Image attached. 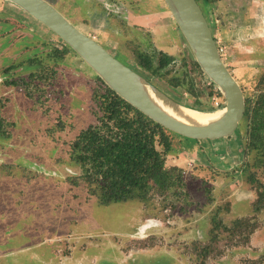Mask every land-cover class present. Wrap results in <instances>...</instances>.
<instances>
[{"label": "rangeland", "instance_id": "rangeland-1", "mask_svg": "<svg viewBox=\"0 0 264 264\" xmlns=\"http://www.w3.org/2000/svg\"><path fill=\"white\" fill-rule=\"evenodd\" d=\"M46 1L140 72L138 51L172 56L192 91L143 73L176 102L224 107L173 18L162 25L163 0ZM204 7L224 62L253 105L264 96V0H213ZM62 50L54 33L0 0V97L8 99L0 115L10 130L0 136V264H175L176 257L184 264H264V207L255 218L261 205L255 193L252 204L238 198L251 192L244 174L255 177L259 198L264 191V154L249 146L251 120L244 118L230 139L173 138L175 152L165 165L186 170L180 195L154 192L147 201L101 205L69 147L96 122L95 74ZM12 81L20 86L5 83ZM234 212L247 223L236 224L241 218Z\"/></svg>", "mask_w": 264, "mask_h": 264}, {"label": "trees", "instance_id": "trees-1", "mask_svg": "<svg viewBox=\"0 0 264 264\" xmlns=\"http://www.w3.org/2000/svg\"><path fill=\"white\" fill-rule=\"evenodd\" d=\"M196 1L203 12L204 4H213V0ZM204 14L208 16L205 12ZM59 41L63 45V54L71 52L75 54L61 39ZM136 62L143 72L165 80L174 89L185 88L188 85L191 86V91L194 88L189 75L186 72L183 76L179 75L180 70L174 68L175 59L166 53L148 54L138 51ZM196 67L199 69L197 64ZM132 69L143 77L146 76L137 68ZM95 78L92 109L96 122L81 130L69 145L74 163L83 170L89 195L96 196L101 205H108L136 199L147 201L154 192L161 196L180 195V191L183 193L186 187V170L178 167L168 168L165 162L166 156L175 152L173 138H187L155 123L121 99L96 75ZM6 84L19 85L16 81ZM217 94L222 97L219 92ZM245 100L244 118L251 120L249 146L258 154H264V96L253 105L248 99ZM7 102L8 99L0 97V111L7 106ZM192 108L214 110L199 105ZM4 121L0 115V136H10L9 125L7 120L6 125ZM243 176L244 183L248 184L256 195L254 201L261 203L254 208L255 217L264 207V191L259 198L256 192L258 187L256 189L251 187L256 181L255 177L252 175L245 177V174ZM243 222L247 223L246 218L236 220V224L240 226H243ZM253 231L254 229H251V234Z\"/></svg>", "mask_w": 264, "mask_h": 264}, {"label": "water", "instance_id": "water-1", "mask_svg": "<svg viewBox=\"0 0 264 264\" xmlns=\"http://www.w3.org/2000/svg\"><path fill=\"white\" fill-rule=\"evenodd\" d=\"M5 1L54 33L121 99L174 134L195 141L226 139L234 134L244 119V92L224 62L208 16H205L196 0L163 1L195 62L225 101L224 107L220 109L225 112L205 123L189 117L185 111L189 107L176 102L145 77L119 61L48 1Z\"/></svg>", "mask_w": 264, "mask_h": 264}, {"label": "crops", "instance_id": "crops-1", "mask_svg": "<svg viewBox=\"0 0 264 264\" xmlns=\"http://www.w3.org/2000/svg\"><path fill=\"white\" fill-rule=\"evenodd\" d=\"M158 10H160V13H161V16H162V21H164V23H162V25H170L171 26V22H170V20H171V14L169 13V11H168V9L166 8V6H165V4H160V6H159V9ZM151 15H153V14H151ZM145 19H146V22H148V20H149V18H146L145 16H143ZM149 17H150V15H149ZM166 17H167V19H166ZM174 23V22H173ZM165 25V26H166ZM232 136H230V137H228V138H226V139H230ZM224 140V139H223ZM234 163V162H233ZM172 166H177V165H172ZM229 180H231V179H229ZM226 181V180H225ZM240 184H241V181H237L236 182V184H235V187H236V191L237 190H239V188H240ZM226 186V185H225ZM217 192H219V190L217 191ZM226 194L228 195L227 197H225L226 196ZM225 194V196L224 195H221V194H219L218 193V196H220L221 197V199H223L224 201H226V202H228V201H230L231 200V196H232V194H228V193H226ZM239 195V193H237V195L236 196H238ZM238 198H244V199H246V200H249L250 202H251V204H252V202H254L253 200H254V194L252 193V191L250 192V191H246V193H242V194H240L239 195V197ZM231 204L233 205V202H231ZM231 210V209H230ZM233 213V212H232ZM237 215H241V213H235L234 212V216H237ZM244 215V214H243ZM246 216H249L248 214H245ZM238 218H241V216H237ZM244 217V216H243Z\"/></svg>", "mask_w": 264, "mask_h": 264}, {"label": "bare ground", "instance_id": "bare-ground-1", "mask_svg": "<svg viewBox=\"0 0 264 264\" xmlns=\"http://www.w3.org/2000/svg\"><path fill=\"white\" fill-rule=\"evenodd\" d=\"M185 111L189 117L197 121H200L202 123H205L212 119H216L225 112L224 110L213 111V112H200L198 110H194L191 108H187Z\"/></svg>", "mask_w": 264, "mask_h": 264}, {"label": "flooded vegetation", "instance_id": "flooded-vegetation-1", "mask_svg": "<svg viewBox=\"0 0 264 264\" xmlns=\"http://www.w3.org/2000/svg\"><path fill=\"white\" fill-rule=\"evenodd\" d=\"M109 13H111V11L109 12ZM78 28V27H77ZM79 29V28H78ZM6 83V82H5ZM246 99V98H245ZM152 249H154V248H152ZM147 250H149V249H147ZM147 250H141V251H147ZM185 256V255H184ZM177 260V261H176ZM176 260H174V261H176L177 263H175V264H180V262H181V264H184L182 261L184 260V259H182V257H180V258H177L176 257ZM181 260V261H180Z\"/></svg>", "mask_w": 264, "mask_h": 264}, {"label": "built area", "instance_id": "built-area-1", "mask_svg": "<svg viewBox=\"0 0 264 264\" xmlns=\"http://www.w3.org/2000/svg\"><path fill=\"white\" fill-rule=\"evenodd\" d=\"M94 40H95V38L94 37H92ZM218 48H219V46H218ZM219 52L221 53V50L219 49ZM222 56V55H221ZM223 58V57H222ZM224 60V59H223ZM217 105H219V103H217Z\"/></svg>", "mask_w": 264, "mask_h": 264}]
</instances>
